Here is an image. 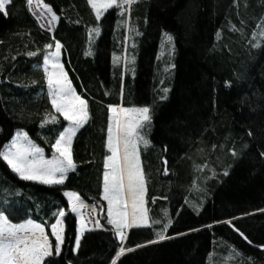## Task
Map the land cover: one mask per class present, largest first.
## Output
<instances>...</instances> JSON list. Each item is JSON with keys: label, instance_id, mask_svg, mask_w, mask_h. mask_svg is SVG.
I'll use <instances>...</instances> for the list:
<instances>
[{"label": "trees", "instance_id": "1", "mask_svg": "<svg viewBox=\"0 0 264 264\" xmlns=\"http://www.w3.org/2000/svg\"><path fill=\"white\" fill-rule=\"evenodd\" d=\"M41 2L57 14L52 33L39 25L27 0H10L8 14L0 13V151L23 130L50 152L67 125L52 108L43 71V56L56 40L73 88L88 102L89 119L73 137L76 168L64 185L23 181L0 159V207L10 201L14 222L44 223L49 236L63 207L65 241L54 264H111L121 241L101 195L107 106L145 104L153 116L151 148L142 153L149 224L127 229L123 245L133 250L117 264H264V47L252 46L258 40L264 45V0H137L130 14L121 16L114 6L99 21L88 0ZM97 25L99 33L92 31ZM165 33L174 38V59L157 57ZM113 53L119 55L116 68ZM52 115L59 123L50 122ZM45 118L49 123L42 126ZM65 190L95 207L102 225L84 231L75 251L77 221L67 212ZM169 218L173 223L164 231ZM162 231L169 238L161 241Z\"/></svg>", "mask_w": 264, "mask_h": 264}, {"label": "snow or ice", "instance_id": "2", "mask_svg": "<svg viewBox=\"0 0 264 264\" xmlns=\"http://www.w3.org/2000/svg\"><path fill=\"white\" fill-rule=\"evenodd\" d=\"M135 2L136 0H88L97 21L101 20L105 12L114 6L119 9L121 16L126 13L130 14L131 6ZM9 3L10 0H0V13L8 14L6 5ZM27 3L31 5L32 0H27ZM42 7L47 10L50 17L49 24L58 19L56 12L49 4L43 3ZM121 22L127 23V21ZM41 27L44 25L41 24ZM99 30V25L92 29L96 33H99ZM129 30L135 31V28L129 26ZM259 36L264 38V30H261ZM165 38L168 43H172L174 39L168 33H165ZM252 46L264 47L260 40ZM51 47V44L45 45V48ZM62 47L61 42L56 40L55 51L43 56V71L52 108L65 121H68V125L59 131L55 142L50 145L54 150L53 155L50 158L46 157L44 150L31 141L29 134L23 130L17 131L9 144L4 146V150L0 151V159L20 179L46 186L64 185L69 171L76 168L72 154V140L77 130L83 127L89 119L88 102L77 94L60 62ZM26 54L29 57L37 55L34 51H28ZM225 84L230 87L231 82H225ZM107 111L105 147L110 154L105 155L103 160L101 195L103 200L107 201L108 223L114 225V234L121 241L119 250L115 252L111 260V264H117L123 254L133 250L123 245L127 236L125 229L149 224L148 209L145 208L146 176L141 163L140 145L147 147L151 143L145 129L151 127L153 116L151 108L147 105L125 107L121 104H109ZM50 122L53 125L59 123L57 116L52 115ZM47 123H49L48 118L41 122L42 126ZM248 135H253L251 129ZM164 151H167V146H164ZM231 151L233 155L237 154L234 148ZM260 156L264 157V150L260 151ZM164 164L167 165L166 157ZM168 171L169 169L165 166L164 173L167 174ZM224 174L227 175V171ZM63 196L67 198V207L77 217L75 248L73 249L75 251L80 246L81 236L86 228L84 221L86 213L82 211L86 205L76 191L65 190ZM3 203L5 206L0 207V264H54L55 259L62 256V245L65 241L64 225L67 219L65 209L63 207L58 209L55 222L50 225V235L55 238L53 242L50 240L49 233L45 231L44 223L31 218L14 222L7 208L11 202L4 201ZM165 215L168 213L165 212ZM172 223L173 220L169 218L167 224L164 225V231ZM226 223L232 224V220ZM95 227H102L99 220L95 221ZM194 230L189 229V231ZM235 230L250 244L252 243L243 231L239 228ZM177 235H182V233H177ZM167 238L169 237L165 236L163 231L157 233L158 240L162 241ZM154 242L147 241L146 243ZM141 246L136 245L137 248ZM259 247H264V244ZM237 254L241 253L237 250Z\"/></svg>", "mask_w": 264, "mask_h": 264}, {"label": "rangeland", "instance_id": "3", "mask_svg": "<svg viewBox=\"0 0 264 264\" xmlns=\"http://www.w3.org/2000/svg\"><path fill=\"white\" fill-rule=\"evenodd\" d=\"M139 1V0H138ZM136 2H137V0H136ZM135 2V3H136ZM134 3V4H135ZM137 5V3L135 4V6ZM29 9H30V11H31V13H32V15L35 17V19L37 20V22L39 23V25L41 26V24H43L44 25V27H42L43 29H45V30H47V31H49V28H51V31H49L50 33H52L53 32V29H54V26H55V22L56 21H54V22H51L50 24H49V19H50V17H49V15H48V13H47V10H45V9H43V7H42V2H41V0H32V4L31 5H29ZM95 13V12H94ZM131 27H132V25H130ZM138 35H141L140 33L138 34ZM133 37V35H131V31L129 30V35H128V38H129V44H131V38ZM133 44L134 43H132V45H131V50L129 49V51H128V58H129V63H131V64H133V63H135V61H136V58H137V56H136V54L134 53V50H135V46H137V44H135L134 45V47L132 48V46H133ZM54 51H55V49H54ZM136 51V50H135ZM119 55H117L116 53H113L112 54V66H113V68H116V66L119 64V57H118ZM157 57L158 58H160V59H165V58H170V59H174V42H172V43H168L166 40H165V36L161 39V41H160V46H159V48H158V54H157ZM135 60V61H134ZM60 62H61V59H60ZM62 63V62H61ZM170 68H172V70H173V62L171 63V65H170ZM132 72V71H131ZM130 72V73H131ZM133 74V73H132ZM131 106H145V104H140V103H138V105H131ZM131 106H129V107H131ZM147 106H149V105H147ZM150 108H151V106H149ZM151 110H152V108H151ZM67 125H68V121H67ZM66 125V126H67ZM17 131H20V130H16V132L14 133V135L17 133ZM145 133H146V135H147V138L148 139H150V141H151V138H150V135H151V133H150V131H149V128H146L145 129ZM13 135V136H14ZM12 136V137H13ZM12 137H11V139H12ZM11 139L8 141V142H6L5 144H4V146L6 145V144H9V142L11 141ZM30 139V138H29ZM31 140V139H30ZM32 141V140H31ZM35 143V142H34ZM36 144V143H35ZM37 145V144H36ZM4 146L2 147V149H1V151H3L4 150ZM39 146V145H38ZM40 147V146H39ZM151 148V143L147 146V147H145L143 144H141L140 145V150H141V163H142V167L144 168V163H143V160H142V153L143 152H146L148 149H150ZM43 149V148H42ZM44 150V149H43ZM53 152H54V150L53 149H51V151L50 152H46L45 150H44V155L46 156V157H48V158H50L52 155H53ZM110 154V153H109ZM108 154V155H109ZM10 169V168H9ZM11 170V169H10ZM18 176V175H17ZM19 177V176H18ZM103 181V180H102ZM103 183V182H102ZM146 190H147V188H146ZM146 195V194H145ZM103 198V197H102ZM65 199H66V201H67V198L65 197ZM105 201V200H104ZM156 202H157V200H156ZM105 204H106V214H107V201H105ZM85 205H86V207L84 208V209H82V211L83 212H85L86 213V215H85V217H84V221H85V223H86V228H85V230L84 231H86V230H95V229H101V227H99V228H97V227H95V221L96 220H99L98 219V216H97V210L95 209V207H93L92 205H89V204H87V203H85ZM145 208H146V206H145ZM67 212H70L71 213V209L70 208H68V211ZM66 213V212H65ZM71 214H73L74 216H75V218H76V221H77V217H76V214L75 213H71ZM111 226L114 228V225H112L111 224ZM142 226H147V225H139V226H133V227H142ZM125 231H126V233H127V229H125ZM50 232H51V228H50ZM50 237V240L52 241V239L54 240L55 238L54 237H52L51 235L49 236ZM124 242V241H123Z\"/></svg>", "mask_w": 264, "mask_h": 264}]
</instances>
